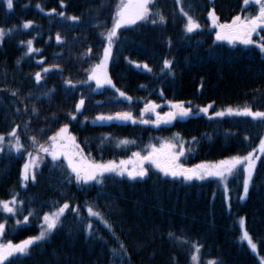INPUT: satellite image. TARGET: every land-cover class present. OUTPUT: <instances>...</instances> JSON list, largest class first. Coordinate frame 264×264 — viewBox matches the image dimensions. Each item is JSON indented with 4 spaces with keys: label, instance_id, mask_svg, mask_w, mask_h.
<instances>
[{
    "label": "trees",
    "instance_id": "16d2710c",
    "mask_svg": "<svg viewBox=\"0 0 264 264\" xmlns=\"http://www.w3.org/2000/svg\"><path fill=\"white\" fill-rule=\"evenodd\" d=\"M64 3L67 7L61 9L60 0H13V9L9 10L7 0H0V28L6 33L12 29L0 45V135L6 137L5 145L10 139L7 134L18 124L24 148L35 153L29 136L47 141L59 127L69 123L70 133L76 136L84 155L97 162L128 158L137 151L144 154L148 145H158L159 140H168L177 133L189 142L185 147L191 149V153L183 157V162L190 165L245 155L258 148L264 136V124L250 117L209 119L200 114L159 128L130 122L91 124L101 113L102 102L115 99L114 90L105 87L99 92L92 91L93 82L91 87L78 85L70 89L64 80H85L86 69L100 61L106 46L100 32L105 29L97 28L96 24L102 22L110 29L120 0H64ZM181 7L198 21L199 30L185 33L187 21L180 12ZM213 8L220 23H230L236 15L252 13L255 9L254 4L246 7L243 0H155L152 11L163 14L166 24L141 21L120 29L108 70L116 87L133 98L131 104L121 98L123 106L132 110L154 101L162 106L159 108L162 111L170 100L191 101L200 107L211 104L212 110L250 106L264 111V56L254 46L216 41L217 29L213 28L209 16ZM52 9L57 13L63 10L67 16L75 15L79 21H62L55 14L48 16ZM29 20L33 27L23 29L22 22ZM57 33L63 43H57ZM29 39L42 51L25 56ZM40 59L44 60L43 65L36 63ZM164 59L174 60L175 77L161 73ZM129 61L146 63L153 71L137 69ZM52 65H59L62 74L53 69L37 86L33 79L35 73ZM53 88L55 92L51 97L43 95ZM13 90L18 91L15 97L11 95ZM81 94L85 99L84 109L70 122L68 113L74 111ZM33 105L38 115H33ZM17 108H20L19 113ZM85 118L89 123L81 124ZM26 122H30L27 132ZM40 129L45 132L41 134ZM104 136H110L111 140L101 143ZM193 137L199 142L191 143ZM122 139L135 141V144L118 146ZM41 158L37 180L24 188L21 172L27 161L26 152L23 155L9 153L7 147L0 152V200H10L13 193H18L17 199L25 202L22 214L16 217L0 211V223L6 222L0 241L17 244L38 235L42 215L54 211L51 207L54 202L80 205L83 220L70 210L65 214L61 231L46 243L33 246L29 255L10 258L13 264H113L109 248L115 244L108 231L99 226V235L108 241L104 243L89 238L83 230L89 220L86 201L99 205L106 213L105 205L116 206L111 222L117 225L118 232L123 226L125 234L121 239L129 246L131 264H193L191 245L195 243L203 245L200 264L210 260H216L217 264H261L258 255L264 258V156L257 161L254 186L243 201L239 199L242 172L235 179H229L228 200L214 179L185 183L154 171L143 180L113 176L106 178L103 186L79 185L75 181L67 182L66 172L70 170L66 162L54 169L51 157L41 153ZM30 209H36V215L30 216L27 224L17 225L16 219L22 221ZM242 218L245 229L257 244L258 254L240 239ZM91 222L97 226L95 218H91ZM169 232L176 238L170 239ZM138 244L144 247L138 248Z\"/></svg>",
    "mask_w": 264,
    "mask_h": 264
},
{
    "label": "snow or ice",
    "instance_id": "6c2138e0",
    "mask_svg": "<svg viewBox=\"0 0 264 264\" xmlns=\"http://www.w3.org/2000/svg\"><path fill=\"white\" fill-rule=\"evenodd\" d=\"M179 2V0H178ZM244 5L247 7L250 4L258 6V14L243 17L236 15L230 23H220L219 16H217L215 8L209 12L212 26L218 29L215 34L216 41H227L229 44H236L237 42L243 45L256 44L261 52H264V36H259V43L253 40V36L259 32H264V0H243ZM13 0H7V8L13 9ZM155 6V0H120V4L117 6L113 26L109 29L100 22L96 24L97 28H104L105 31L100 32V36L106 41V46L103 48L102 57L100 61L89 69H86L88 73L87 78L82 81L74 82L72 79L67 78L64 80V84L67 88L76 89L78 85H88L91 87V82H94L95 88L91 89L96 91L101 88H111L114 90L116 97L115 101L120 102L121 98L123 101L131 104L132 97L128 96L120 88H117L115 83L112 81L108 73V65L112 60L113 48L119 40V31L121 28H125L131 25H135L141 21H148L152 24H166L167 20L160 12H153L152 7ZM36 7L43 12L44 9L37 4ZM61 9H65L67 5L64 0H60ZM191 7V5H190ZM246 10V9H245ZM180 12L186 18V24L184 31L187 34L196 32L201 28V25L192 15H189L183 7L180 8ZM53 14L57 15L62 21L66 22H78L79 17L67 16L65 11L57 13L56 9H52L47 13L48 16ZM158 17V19H157ZM23 29H30L33 27L32 21L22 22ZM12 29L5 32L4 28H0V45L3 44L6 35H10ZM57 43H63V39L59 33L55 37ZM24 43L23 41L21 42ZM27 51L25 56H31L33 53H39L41 49H37L33 46V39H29L26 42ZM171 46V45H169ZM91 52V48L88 49V53ZM87 55V53L85 54ZM20 60H17V64H20ZM37 64L43 65L44 60L40 59L36 61ZM130 64L134 65L137 69H142L148 73H152V68L148 64H139L135 61H129ZM174 60L164 59L161 67V73L165 77H175L176 73L174 70ZM53 69H58L62 74L63 70L60 69L59 65H52L50 67H43L40 72H36L33 79L37 86L41 85V81L44 79L49 72ZM43 74V75H42ZM201 88H203V80L201 81ZM140 87L146 88V85ZM55 92V89H49L44 92L45 97H51ZM13 97L18 95V91L13 90L11 92ZM160 95L163 96V90H160ZM31 96V93L29 94ZM22 102V101H21ZM169 107V111L161 113L157 109L162 106L155 103L154 101H148L145 103L143 110L141 111V117L146 114H153L154 120L151 119H137L134 117L131 111H116L115 113L100 114L90 121L91 124H109L112 122L119 123H131V124H153L159 128L161 125H170L174 121L179 119H186L189 117L197 116L201 113L208 116L209 119L213 118H224L226 116L231 117H250L253 121H258L264 124V111L253 110L250 106L244 107H227L225 109L215 111L211 116L208 115L209 109L212 105L209 104L206 107L201 108L198 105H193L191 101H179L173 102L170 100L166 101ZM85 99L83 94L78 103H76L74 111L68 113V117L71 121L77 119V115L82 114L84 109ZM195 108V111L193 110ZM17 113L20 112V108L16 109ZM24 111L27 112V106L25 105ZM33 115H38V109L33 105L31 109ZM89 123L88 119L85 118L81 121V124ZM30 122L25 124V132H27ZM19 125H15L12 130L7 134L10 139L5 145L6 137L0 135V152H3L7 147L9 153H16L23 155L26 152L27 161L23 164L21 172V184L24 188L28 187L29 182H35L37 180V172L42 163L41 153L44 156L51 157V162L54 169H59L63 165V161H67L66 172L67 182L75 181L79 185H100L103 186L106 178L113 176L125 177L127 176L130 180H143L149 175V167H154L165 177H170L173 180H180L182 182L191 183L193 181H205L207 179H215L218 183L222 184L223 192L226 199L228 192L229 179H235L241 172L244 174L242 181V195L239 197L240 200H246L249 197L250 187H253V178L256 173L257 161L260 160L261 156H264V138L259 141L258 148H253L245 155L236 154L224 159H221L214 163L202 162L191 167H186L181 162V158L191 153V149H187L185 145L189 142L184 141L179 134H175L173 138L164 140L160 146L152 144L148 147L146 152L142 154L140 151L132 153V156L127 160H109L107 162H97L95 160H88L83 154V149L77 143L76 136L70 133V124L65 123L59 127L51 136L47 138L44 144L39 143L35 136H29L35 153L27 151L24 148V144L18 134ZM45 129H40V133L43 134ZM247 139V137L245 138ZM110 136H104L101 138V143L110 141ZM196 137L192 138L191 143H198ZM129 144H135V141L128 139H122L118 141V146H127ZM146 165L148 167H146ZM18 193H13L10 200H0V211L11 214L16 217L18 214H22L24 210V200L17 199ZM215 195V194H213ZM54 211L45 212L42 215V224L39 234L34 237H29L20 243L14 244L11 241L7 243H0V264H13L10 260L12 257H24L30 254V250L33 246H39L46 243L56 233L64 228L65 214L70 210L72 214L83 220L80 215V205H72L69 202L60 204L54 202L51 205ZM87 214L89 220L84 223V231L89 238L103 240L104 243H108L107 240L99 235L100 228L102 225L104 229L108 231L115 246L109 248L113 264H131V253L129 246L121 239V235H124L123 226L119 227L117 231V225L111 222V213L116 207L114 204H107L105 208L108 210L107 213L100 209L99 205L94 203L85 202ZM230 209L231 205L228 204ZM36 209L28 210V215L23 216V220L16 219L15 223L20 225L21 223L27 224L30 216L36 215ZM91 218H95L97 226L94 227L91 222ZM241 226L245 224V219L240 220ZM6 227L5 223H0V235H3ZM130 231V230H129ZM168 236L170 239H174L175 234L169 232ZM243 240L247 241L253 252L257 250V244L253 242L250 233L245 230L243 232ZM138 248L144 247L142 244L136 245ZM194 249V254L191 255V260L195 264H200V252L203 248L202 244L195 243L191 245ZM207 264H217L216 260H210ZM261 264H264V259L261 260Z\"/></svg>",
    "mask_w": 264,
    "mask_h": 264
},
{
    "label": "rangeland",
    "instance_id": "374dc122",
    "mask_svg": "<svg viewBox=\"0 0 264 264\" xmlns=\"http://www.w3.org/2000/svg\"><path fill=\"white\" fill-rule=\"evenodd\" d=\"M126 1V0H125ZM250 5H252V4H250ZM254 7H255V9H254V11L252 12V13H250V12H247L246 14H244V15H241L242 16V18L243 17H248V16H250V15H255V14H258V6L257 5H254ZM216 31H218V29L217 30H215V33H216ZM259 36H264V32H259L258 34H256V35H254L253 36V40L256 42V43H259L260 41H259ZM225 42H227V41H225ZM238 43V42H237ZM238 44H240V43H238ZM241 45H243V44H241ZM244 47H247V46H254V47H256V44L254 43V44H252V45H243ZM258 48V47H257ZM259 49V48H258ZM261 52V51H260ZM261 54L264 56V52H261ZM108 73H109V70H108ZM110 75V74H109ZM94 83V82H93ZM94 88H95V84H94ZM103 88H101V89H98V90H96L95 92H99V91H101ZM84 97V96H83ZM208 106V105H207ZM101 107H102V109H101V113L100 114H108V113H115L117 110H120V111H131L132 113H133V115H134V117H136L137 119H140V118H143V119H151V120H154L155 119V116L152 114V115H145V116H143V117H141V111H142V108H143V105L142 106H135L132 110L128 107V106H123V104L122 103H120V102H116L115 101V99L114 98H108V99H106V100H104L103 102H102V104H101ZM163 107H165V109L164 110H162V111H160L159 109H157V111H160L161 113H163V112H167V111H169L170 109H169V107H168V105L165 103L164 105H163ZM206 107V106H205ZM230 107H233V108H237V107H241V106H230ZM201 108H203V107H201ZM225 108H227V107H223V108H221V109H225ZM221 109H218V110H221ZM194 111H195V108L193 109ZM211 110L212 109H209V113H208V115L209 116H211L215 111H217V110H212L213 112H211ZM100 114H98V115H100ZM201 114H203V113H201ZM179 119V118H178ZM143 125H145V124H143ZM147 125V124H146ZM150 125H153V124H150ZM154 126V125H153ZM174 136H172L171 138H173ZM170 138V139H171ZM263 138H264V136H263ZM46 141V140H45ZM45 141H39V143H41V144H44L45 143ZM160 142H159V144L157 145V147H159L160 146V144H161V142L162 141H164V140H159ZM148 146H150V145H148ZM147 146V147H148ZM84 154V153H83ZM85 156V155H84ZM132 156V153L130 154V156H128V158H120L119 160H116L117 162H119L120 160H127V159H129L130 157ZM86 159H87V157H85ZM109 161V160H108ZM217 161H219V160H217ZM217 161H213V162H209V161H206V162H209V163H214V162H217ZM66 162V165H67V161L66 160H64V163ZM107 162V161H106ZM181 162L182 163H184L183 162V158H181ZM185 164V163H184ZM199 164V163H198ZM194 165H196V164H193V165H190V164H188V162L185 164V166L186 167H191V166H194ZM146 167H148L147 165H146ZM151 171H154V172H158V173H160L158 170H156L154 167H149V173L151 172ZM161 174V176H163V174L162 173H160ZM243 176H244V174H243ZM165 177V176H164ZM123 178H126V179H129L127 176H125V177H123ZM168 178H170V177H168ZM130 180V179H129ZM215 180V179H214ZM180 181V180H179ZM182 182V181H181ZM185 183H187V182H185ZM219 185H221L222 186V184H220L219 183ZM223 187V186H222ZM42 221V220H41ZM41 224H42V222H41ZM41 224H40V226H41ZM40 230H41V227H40ZM246 229H245V227H244V225H243V227H242V233H241V237H240V239L243 241V242H245L246 244H247V241H245V240H243V232L245 231ZM253 242L254 243H256L254 240H253ZM0 243H3L2 241H0ZM248 245V244H247ZM248 247L250 248V246L248 245ZM251 249V248H250ZM251 251H252V249H251ZM253 252V251H252ZM255 254H258V250H256V252H254ZM258 257H259V260H260V262H261V260L262 259H264L263 257H261L260 255H258ZM193 264H195V262H192Z\"/></svg>",
    "mask_w": 264,
    "mask_h": 264
}]
</instances>
